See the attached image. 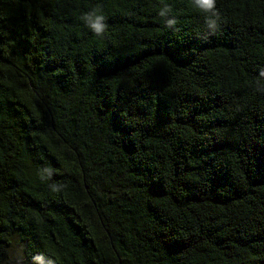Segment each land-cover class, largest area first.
Instances as JSON below:
<instances>
[{
	"label": "trees",
	"instance_id": "trees-1",
	"mask_svg": "<svg viewBox=\"0 0 264 264\" xmlns=\"http://www.w3.org/2000/svg\"><path fill=\"white\" fill-rule=\"evenodd\" d=\"M216 10L0 0V264H264V0Z\"/></svg>",
	"mask_w": 264,
	"mask_h": 264
},
{
	"label": "clouds",
	"instance_id": "clouds-1",
	"mask_svg": "<svg viewBox=\"0 0 264 264\" xmlns=\"http://www.w3.org/2000/svg\"><path fill=\"white\" fill-rule=\"evenodd\" d=\"M196 3L200 9L214 11L215 14L219 16L218 11L216 10V0H196ZM161 15H163V13H161ZM103 19H105L104 16H97V22L92 25V28L97 36H99L101 33H105L106 31L107 26L100 23V21ZM176 22L177 21L174 20L168 21V25L171 26Z\"/></svg>",
	"mask_w": 264,
	"mask_h": 264
},
{
	"label": "rangeland",
	"instance_id": "rangeland-1",
	"mask_svg": "<svg viewBox=\"0 0 264 264\" xmlns=\"http://www.w3.org/2000/svg\"><path fill=\"white\" fill-rule=\"evenodd\" d=\"M7 254V264H15V261L18 259V245L14 244V247L10 250L6 252Z\"/></svg>",
	"mask_w": 264,
	"mask_h": 264
}]
</instances>
